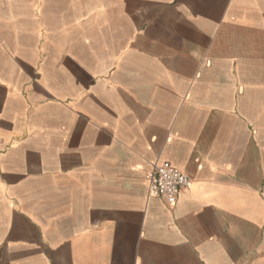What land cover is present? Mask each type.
<instances>
[{
    "label": "crops",
    "instance_id": "0c3cea01",
    "mask_svg": "<svg viewBox=\"0 0 264 264\" xmlns=\"http://www.w3.org/2000/svg\"><path fill=\"white\" fill-rule=\"evenodd\" d=\"M0 264H264V0H0Z\"/></svg>",
    "mask_w": 264,
    "mask_h": 264
},
{
    "label": "built area",
    "instance_id": "2783aa9c",
    "mask_svg": "<svg viewBox=\"0 0 264 264\" xmlns=\"http://www.w3.org/2000/svg\"><path fill=\"white\" fill-rule=\"evenodd\" d=\"M147 193L174 205L183 188L191 186L190 177L169 162H155L146 172Z\"/></svg>",
    "mask_w": 264,
    "mask_h": 264
}]
</instances>
